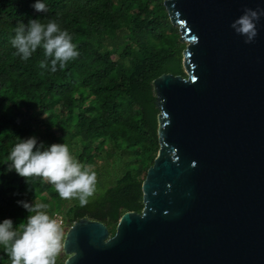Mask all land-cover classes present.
Wrapping results in <instances>:
<instances>
[{"label": "water", "instance_id": "1", "mask_svg": "<svg viewBox=\"0 0 264 264\" xmlns=\"http://www.w3.org/2000/svg\"><path fill=\"white\" fill-rule=\"evenodd\" d=\"M187 77L154 80L160 148L142 212L115 234L82 217L64 264H264V15L252 43L231 27L264 0H165Z\"/></svg>", "mask_w": 264, "mask_h": 264}, {"label": "trees", "instance_id": "2", "mask_svg": "<svg viewBox=\"0 0 264 264\" xmlns=\"http://www.w3.org/2000/svg\"><path fill=\"white\" fill-rule=\"evenodd\" d=\"M164 1L41 0L47 11L37 12L36 0H0V223L11 219L19 229L29 213L17 201L39 202L49 205L51 218L61 212L67 227L89 217L113 235L126 211H143V181L160 148L154 80L164 73L187 77V43ZM30 19L54 20L79 56L55 73L42 47L22 60L10 41ZM43 60L47 68L39 66ZM31 137L37 147L65 143L83 163L108 160L111 173L96 181L86 206L60 198L41 177L9 170L12 148ZM67 257L63 252L56 264ZM0 264H11L3 245Z\"/></svg>", "mask_w": 264, "mask_h": 264}, {"label": "clouds", "instance_id": "3", "mask_svg": "<svg viewBox=\"0 0 264 264\" xmlns=\"http://www.w3.org/2000/svg\"><path fill=\"white\" fill-rule=\"evenodd\" d=\"M32 6L37 12L47 11L41 0H36ZM261 15L264 11L245 9L231 27L237 34L246 37L245 43H252L257 35L256 21ZM71 41L70 34L61 30L54 20L45 24L39 19H30L27 25L20 23L15 27V36L10 43L16 49V55L25 61L38 47H42L44 56L51 58L50 71L55 73L58 67L65 69L69 61L79 56ZM39 66L47 68L48 61H41ZM8 159L11 161L10 171L14 170L25 179L41 177L54 186L60 198L78 199L81 207L88 204L89 197L96 191L95 172L81 165L65 143H53L43 148V144L37 147L35 137L19 140ZM17 203L29 213L27 222L21 223L19 229H14L11 219L0 223V245L4 246L11 264H56L65 249V233L61 224L47 214L49 205L26 201Z\"/></svg>", "mask_w": 264, "mask_h": 264}, {"label": "rangeland", "instance_id": "4", "mask_svg": "<svg viewBox=\"0 0 264 264\" xmlns=\"http://www.w3.org/2000/svg\"><path fill=\"white\" fill-rule=\"evenodd\" d=\"M78 151V150H76ZM79 151L76 152L75 154H73V157L79 162L81 163V165L89 168L91 171L95 172L96 174V181H99V179H101L102 177H106V172L111 173V171L109 170L111 164L108 163V160H103V161H96L90 164L87 163H83L80 158H79ZM115 166L116 169L119 168V160L117 159V161H115ZM114 164V162L112 163V165ZM115 169V170H116ZM118 171V170H117Z\"/></svg>", "mask_w": 264, "mask_h": 264}, {"label": "built area", "instance_id": "5", "mask_svg": "<svg viewBox=\"0 0 264 264\" xmlns=\"http://www.w3.org/2000/svg\"><path fill=\"white\" fill-rule=\"evenodd\" d=\"M53 218L61 224L63 233H65L68 227L66 226L63 214L61 212H55Z\"/></svg>", "mask_w": 264, "mask_h": 264}]
</instances>
